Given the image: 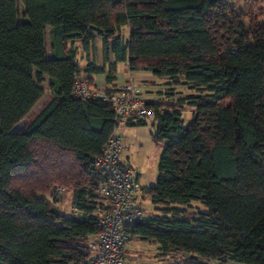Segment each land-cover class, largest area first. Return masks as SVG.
Listing matches in <instances>:
<instances>
[{
	"label": "trees",
	"instance_id": "trees-1",
	"mask_svg": "<svg viewBox=\"0 0 264 264\" xmlns=\"http://www.w3.org/2000/svg\"><path fill=\"white\" fill-rule=\"evenodd\" d=\"M120 62L165 85V101L145 94L166 141L142 187L155 212L125 226L130 238L173 264H264V0H0V264H87L115 109L73 89L105 73L103 90H120ZM45 81L49 100L15 129ZM56 184L88 213H64Z\"/></svg>",
	"mask_w": 264,
	"mask_h": 264
},
{
	"label": "built area",
	"instance_id": "built-area-1",
	"mask_svg": "<svg viewBox=\"0 0 264 264\" xmlns=\"http://www.w3.org/2000/svg\"><path fill=\"white\" fill-rule=\"evenodd\" d=\"M74 94L83 99L104 98L111 101L115 109L114 131L104 150L97 158L96 165L108 173L107 182L98 188V192L106 198L108 207L98 209L103 225L101 233L95 235L91 242V255L87 264H127L126 253L131 240L125 226L135 220L142 219L146 213L141 204L142 185L133 167L124 159L121 127L129 118L155 121V108L150 105L151 98L143 94L131 79L122 88L111 94L103 89H92L83 78L77 79ZM62 186L56 189L54 198L59 202ZM82 218L88 212L72 205L70 212ZM70 264H77L72 261Z\"/></svg>",
	"mask_w": 264,
	"mask_h": 264
},
{
	"label": "rangeland",
	"instance_id": "rangeland-1",
	"mask_svg": "<svg viewBox=\"0 0 264 264\" xmlns=\"http://www.w3.org/2000/svg\"><path fill=\"white\" fill-rule=\"evenodd\" d=\"M48 47L50 50V42H48ZM120 65L122 66L123 63H121ZM131 79L134 81L133 75ZM157 80L159 84L164 85L161 79H157ZM43 86L46 90L45 94L38 101L36 106L33 107L30 113L20 123L17 124L15 129L21 128L49 100L50 92H49L48 81L43 82ZM180 88L182 89V91L178 92L175 97L183 96L188 92H190L189 90L186 89V87H180ZM183 109H184L183 111L185 118L189 120L192 115L193 107L185 103L183 105ZM128 128L130 127L128 126L123 127L120 129V132L123 133V131L127 130ZM153 129H154V125L153 123L150 122L144 125H137L134 129L131 130L129 136H127L124 133L122 137V143L125 147V149L123 150L124 151L123 156L126 159H127L126 155L130 156L131 165L133 166L136 172H141L143 176L142 181L143 183H147V184H153L157 181L159 161L163 149L166 145V141L157 142L154 140L152 134ZM60 186L62 185L56 184V186L53 188L51 194L52 199L56 194V189L59 190ZM63 188L64 191L61 193V198L59 199L60 201L57 202L56 204L61 207L64 213L67 214L70 212V209L72 207L71 199H70L71 191L67 190L65 187ZM141 202H142L141 204L145 209V213L147 215L155 212V205L153 204L150 198L141 197ZM191 204L196 208L199 207L200 209L203 210L207 209L203 204L196 201L191 202ZM157 252H158L157 246L154 241L142 239L140 237H134L130 240L129 247L127 249V253H126L127 264L128 263L129 264H173L171 259L166 260L158 257ZM230 262L231 264H245L236 261H230Z\"/></svg>",
	"mask_w": 264,
	"mask_h": 264
},
{
	"label": "crops",
	"instance_id": "crops-1",
	"mask_svg": "<svg viewBox=\"0 0 264 264\" xmlns=\"http://www.w3.org/2000/svg\"><path fill=\"white\" fill-rule=\"evenodd\" d=\"M48 42H50L49 28H48V36H47V45H48ZM79 43H80V41H79ZM48 51L50 52L49 47H48ZM81 54H85V52L82 50ZM83 62H85V61L83 60ZM121 63H123L122 66L120 65ZM121 67H122V69H121ZM132 75H133L135 83L137 84V86L139 87V89L141 90V92L143 94H147L154 101H165L164 93L163 92L161 93V91H160L161 89H163V87H165V85L159 84L157 82L158 78L152 72L146 71V70L131 71L126 62H120L118 64V83H119V86L122 87L125 83H127L131 79ZM95 78H96V84L98 85V88L104 89L105 84H106L105 73H98L95 75ZM127 126L130 128H128L127 130H124L123 133L120 132L122 134V137H123L124 133L127 136H129V133L131 132V130L134 129L137 125H129L128 123H126L121 128L127 127ZM124 149H125V147H124ZM123 155H124V151H123ZM126 156H127V159L123 156L124 159L131 165L130 156H128V155H126ZM134 172H135L140 184L142 185V187L144 185H148L147 183H143V181H142L143 176H142L141 172H136L135 169H134ZM141 197L142 198L144 197L142 192H141ZM227 264H231V262H228Z\"/></svg>",
	"mask_w": 264,
	"mask_h": 264
}]
</instances>
